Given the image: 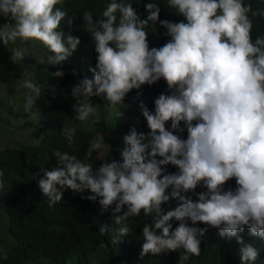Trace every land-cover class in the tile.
<instances>
[{
    "label": "clouds",
    "instance_id": "clouds-1",
    "mask_svg": "<svg viewBox=\"0 0 264 264\" xmlns=\"http://www.w3.org/2000/svg\"><path fill=\"white\" fill-rule=\"evenodd\" d=\"M62 3L0 0V18L5 21L0 45L39 41L53 54L47 56L48 64L65 61L80 39L59 30L66 17L69 25L75 19L56 7ZM167 7L184 19L160 20L155 0L144 5L146 19H140L125 0H110L99 20L84 12L97 56L95 67L89 69L93 78L84 76L71 89L76 120L95 116L99 123L100 104L93 103V97L107 102L109 109L117 108L131 90L161 78L168 94L154 100V112L141 103L149 132L132 127L123 137L121 160H102L93 168V153L106 144L100 136L84 154L89 162L55 151V167L42 168L37 183L50 207L63 200L66 190L98 201L100 213H110L120 226L119 237L131 231V217L141 212L151 216L142 228L141 256L180 251L183 264L200 257L201 238L209 228L218 229L221 237H236L241 244L237 234L247 228L264 241V36L253 40L249 16L264 17V10L253 11L245 0H167ZM149 22H159L166 29L163 35L170 37L159 48L149 47ZM25 57L19 48L9 59L19 64ZM63 75L62 70L51 73ZM72 75H77L75 69ZM19 88L25 90L24 111L33 112L42 86L24 80ZM121 115L119 111L117 116ZM185 130L183 139L180 133ZM61 134L70 147L75 129H63ZM169 164L178 171L168 173L164 166ZM3 175L0 170V191ZM232 179L235 189L225 190ZM198 186L206 191L196 192ZM86 191L91 194L84 196ZM174 198L179 204L165 211L162 205ZM173 219L178 221L175 228L169 223ZM198 222L207 227H197ZM108 230L107 225L99 228L102 235ZM257 257L251 245L240 250L241 264H252Z\"/></svg>",
    "mask_w": 264,
    "mask_h": 264
},
{
    "label": "trees",
    "instance_id": "trees-1",
    "mask_svg": "<svg viewBox=\"0 0 264 264\" xmlns=\"http://www.w3.org/2000/svg\"><path fill=\"white\" fill-rule=\"evenodd\" d=\"M109 2L110 0H63V3L56 7L62 8L68 13V17L75 19L69 25L66 17L61 22L59 30L65 35L78 37L80 44L72 55L59 65L47 63V56L53 54L42 46L39 53L32 57L33 62L27 65L34 82L42 86L41 96L37 98L39 110L37 121L33 123L39 134L32 144L0 146V170L4 173V189L0 191V210L5 216V227H2V230L0 228V235L2 232L4 235L0 237V264H179L180 251L141 256L144 242L142 228L145 223L151 222V216H145L141 212L139 217H131L129 219L131 231L119 237L120 226L114 224L110 213H100L98 201L82 199L81 194L66 190L63 200L50 207L48 198L38 187L37 181L42 176L41 169L51 170L55 167L56 160L53 155L55 151H67L86 162L84 154L96 141L94 136L98 131L104 132L106 144L110 149L108 152L105 144L103 152L97 156L99 159L92 161L93 168H98L102 160L111 158L121 160L120 153L126 147L123 137L129 130L135 127L138 132L145 134L149 132L140 107L141 103L154 112V100L161 93L168 94L167 84L161 78L151 86L143 85L140 90H131L123 104L117 108L109 109L107 102L93 97V103L100 104L97 109L99 123L95 122V116L85 122L75 119L73 105L76 101L71 96V89L84 76L93 78V73L89 69L95 67L97 56L94 50L95 42L90 33H87L82 17L85 11H90L94 21L102 19V12ZM125 2H131L137 16L146 19L144 5L151 0ZM155 2L160 7V20L180 22L184 19L176 14L175 9L167 7V0ZM245 3L251 5L253 11L264 10V0H245ZM249 16L253 22V40L257 36H264V17L259 15L252 17L251 13ZM1 22H4V19ZM146 31L150 48H159L170 39L163 35L166 29L159 22L156 24L149 22ZM73 69L77 73L75 76L72 75ZM57 70H62L64 75L51 76V73ZM10 76V68L0 64V81L6 82ZM19 95L24 96L23 92H19ZM119 111L122 115L116 117ZM16 112L17 110L11 111ZM71 117L74 125L69 126ZM30 124L32 125V121L25 117L18 126ZM170 124V121L167 122L166 128L170 129ZM63 126L65 129H75L74 142L70 147L61 134ZM180 135L186 139L187 131ZM164 167L168 173L178 171L171 164ZM235 187V179H232L225 185V190L229 188L234 190ZM202 191H206V188L198 186L196 192ZM90 194L87 191L83 193L84 196ZM193 199L196 197L193 196ZM179 202L178 198L171 199L162 205V208L167 211L176 207ZM169 223L175 228L178 221L173 219ZM101 225L109 227L103 235L99 232ZM196 226L207 227L199 222ZM237 235L242 238L243 244L238 243L236 237H221L218 229L209 228L201 238L200 257H190L183 264H241L240 250L245 245H251L258 251L257 260L252 264H264V241L251 236L247 228Z\"/></svg>",
    "mask_w": 264,
    "mask_h": 264
},
{
    "label": "rangeland",
    "instance_id": "rangeland-1",
    "mask_svg": "<svg viewBox=\"0 0 264 264\" xmlns=\"http://www.w3.org/2000/svg\"><path fill=\"white\" fill-rule=\"evenodd\" d=\"M1 20H3V18ZM1 20L0 27H3L5 25V21L1 22ZM42 46L43 44L41 42L34 40L28 41L27 43H21L20 40H17L15 44H10L7 47L0 45V64H5L10 68L11 71V76L8 81H0V146H14L19 143L32 144L36 141V137L39 134L36 125L33 124L37 121V115L39 111L37 99L35 101L34 111L26 113L24 111V96L19 95V92H23L24 94L25 90L20 89L19 86L24 80H31L34 82L30 68L27 65L33 62L32 57L39 53V51L42 49ZM19 48H23L25 50L26 57L21 63L14 64L10 61L9 57L14 49ZM13 110H17V112L11 113ZM115 116L118 117L117 114ZM25 117L32 121V125H23L19 127L18 125ZM68 125H74V120L72 117L69 119ZM63 128L65 129V126H63ZM104 135L105 134L103 131H98L95 133L94 139L98 140L100 136H102L104 142L106 143L107 139ZM104 147L105 144L102 142L101 149L93 155L92 161H94L97 156L103 152ZM2 227H5V216L2 210H0L1 230ZM0 237H4L3 232Z\"/></svg>",
    "mask_w": 264,
    "mask_h": 264
}]
</instances>
